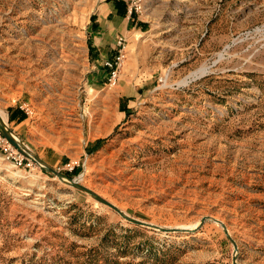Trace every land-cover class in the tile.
<instances>
[{"label": "rangeland", "instance_id": "374dc122", "mask_svg": "<svg viewBox=\"0 0 264 264\" xmlns=\"http://www.w3.org/2000/svg\"><path fill=\"white\" fill-rule=\"evenodd\" d=\"M102 1L0 0V113L125 215L192 231L134 225L0 137V264H232L204 217L264 264V0H146L115 86L90 56Z\"/></svg>", "mask_w": 264, "mask_h": 264}, {"label": "crops", "instance_id": "0c3cea01", "mask_svg": "<svg viewBox=\"0 0 264 264\" xmlns=\"http://www.w3.org/2000/svg\"><path fill=\"white\" fill-rule=\"evenodd\" d=\"M135 17H128L125 0H103L93 12L90 32V56L96 63H102L115 55V42L128 36L137 27ZM20 115H13L12 121H19Z\"/></svg>", "mask_w": 264, "mask_h": 264}, {"label": "water", "instance_id": "95a60500", "mask_svg": "<svg viewBox=\"0 0 264 264\" xmlns=\"http://www.w3.org/2000/svg\"><path fill=\"white\" fill-rule=\"evenodd\" d=\"M0 136L3 137L6 141H8L15 148L17 153H19L23 158L25 157L27 160H30L33 164L38 166L41 170L43 169V170L47 171L48 173H50L51 175L56 177L58 179V181L66 184L68 186H71L72 188H74L76 190H79V191L87 194L93 200H95V201L103 204L104 206L108 207L109 209L115 211L122 219H124L128 222H131L134 225L144 227V228H150L153 230L160 231L162 233H173V232L181 233V232H191L192 231L190 229H184V228H181V229H177V228L171 229V228H165V227L162 228V227L156 226L154 224H151L148 222L145 223L143 221H140L138 219H134L130 216L125 215L117 206H115L113 203L111 204L110 202L106 201L104 198H102L96 192H93L90 189H88L87 187L82 186L81 184L78 183V181L76 182L75 180L64 175L63 173L57 172L55 169H52L48 164H46L40 158L29 153L28 150L26 148H23L22 145H20V143L15 139V137L13 136L11 131L8 129L7 125H5L1 119H0ZM206 220H211L213 223H216L221 227L223 233H225L226 238L231 243L232 248L234 250L232 264H238L236 262V255H237V251H238L237 250V244H236L235 240L232 239L231 235L228 233V230H227L225 224L216 218L214 219V218H210V217L202 218L200 220V224H203Z\"/></svg>", "mask_w": 264, "mask_h": 264}, {"label": "built area", "instance_id": "2783aa9c", "mask_svg": "<svg viewBox=\"0 0 264 264\" xmlns=\"http://www.w3.org/2000/svg\"><path fill=\"white\" fill-rule=\"evenodd\" d=\"M146 0H128L126 5V13L128 17H135L141 15L145 8ZM125 38L119 37L115 42V55L112 58L105 60L102 65L106 69V81L109 82L110 86H115L118 83L120 71L123 67L125 60V53L127 48L125 47ZM1 137V136H0ZM6 143L4 138H2ZM9 143V142H8ZM70 171L74 170V165H69Z\"/></svg>", "mask_w": 264, "mask_h": 264}, {"label": "bare ground", "instance_id": "6f19581e", "mask_svg": "<svg viewBox=\"0 0 264 264\" xmlns=\"http://www.w3.org/2000/svg\"><path fill=\"white\" fill-rule=\"evenodd\" d=\"M0 119L2 120V122H4V124L6 125V119L4 117V115L2 113H0Z\"/></svg>", "mask_w": 264, "mask_h": 264}, {"label": "trees", "instance_id": "16d2710c", "mask_svg": "<svg viewBox=\"0 0 264 264\" xmlns=\"http://www.w3.org/2000/svg\"><path fill=\"white\" fill-rule=\"evenodd\" d=\"M24 118V117H23Z\"/></svg>", "mask_w": 264, "mask_h": 264}]
</instances>
